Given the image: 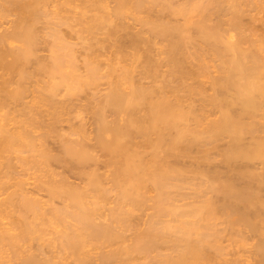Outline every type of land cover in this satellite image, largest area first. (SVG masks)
<instances>
[{
    "label": "bare ground",
    "instance_id": "bare-ground-1",
    "mask_svg": "<svg viewBox=\"0 0 264 264\" xmlns=\"http://www.w3.org/2000/svg\"><path fill=\"white\" fill-rule=\"evenodd\" d=\"M106 1L0 0V21L16 16L0 32V187L14 186L0 201V264H245L252 238V263L264 264V203L251 188H264V0ZM126 20L140 30L121 52ZM101 80L108 89L92 109L74 103ZM222 141L230 171L252 164L232 175L247 188L205 174ZM14 160L22 179L40 173L31 191L19 178L7 188ZM110 194L117 205L102 222ZM145 206L152 214L136 229Z\"/></svg>",
    "mask_w": 264,
    "mask_h": 264
},
{
    "label": "rangeland",
    "instance_id": "rangeland-1",
    "mask_svg": "<svg viewBox=\"0 0 264 264\" xmlns=\"http://www.w3.org/2000/svg\"><path fill=\"white\" fill-rule=\"evenodd\" d=\"M107 1H108L110 4H109ZM107 1H106V3L109 4V5H107V6H108V7H107L108 10L110 9L109 7H111V9H112V8H113L112 5L115 6L114 3H112V1H110V0H107ZM50 9H51V11H54L52 8H50ZM111 9H110V10H111ZM63 14H65V13H63ZM127 14L129 15V13H127ZM65 15H66V14H65ZM65 15H64V16H65ZM128 15H127V16H128ZM7 16H9V17H7ZM7 16H5V17L2 19L3 21H0V22H1V27H0L1 29H0V32H1V31H4L5 29L8 30V29H9V26L12 25V22L15 21L14 19H16V18H15V17H16L15 15L12 16V15L10 14V15H7ZM61 16H63L62 13H61ZM67 16H68V15H67ZM67 16H65V17H67ZM6 17H7V18H6ZM125 17H126V16H125ZM42 19H43L44 21L46 20V21L48 22V23H47V22L45 21V23L48 24L47 27L51 26L50 28H58V30H59L60 28L63 29V32H62L61 29H60L59 31H60V33H61L62 36H63V35L66 36V37H64V38H68V39H67L68 42H70V43H74V42H75V40L70 39V37H69V36H71V37L74 38V37H75L74 34H73V33H70V32H69L70 34L67 33L68 30H64L65 27H59L60 25L57 26V23L53 22L54 20H52V19H48V18H47V19H46V18H42ZM5 20H6V21H5ZM51 20H52V22H51ZM41 21H42V20H41ZM44 21H43V22H44ZM55 21H56V20H55ZM130 21H131V20H128V21L126 20V21H125V23L127 22L129 25H128L127 23H126V25L123 24V25H125V26H127V25H128V26H127V27L122 26L123 32H119V34L117 35V37H118L117 40H119V42H120V43H118L117 45L119 46V48H120V46H121V48H122L123 50H128V49H127L128 47L130 48L131 45H129V43H130L129 41L132 42V39H131V38H132L133 34L136 32V29L138 28V29L140 30V28H139L138 26H136V28H135V27H134L135 25H133V22H132V21L130 22ZM52 23H53V24H52ZM130 23H131V24H130ZM13 24H14V23H13ZM42 24H43V23H42ZM42 24H41V22H40L39 25H42ZM44 25H45V29H43V26H44ZM44 25L38 27V28H39V31L42 30V31L38 32V33L40 34L39 37H40V36L43 37V36L45 35V33H44L43 30L46 31V28H47V27H46V24H44ZM53 26H54V27H53ZM132 26H133V27H132ZM41 27H42V28H41ZM128 27H129V28H128ZM7 28H8V29H7ZM125 28H127L128 30L125 29ZM132 28H133V29H132ZM134 28H135V29H134ZM65 29H66V28H65ZM9 30H10V29H9ZM125 30H126V32H125ZM37 31H38V30H37ZM47 31L49 32V29H48V28H47ZM65 31H66V32H65ZM137 31H138V30H137ZM64 32H65L67 35H66ZM131 32H132L133 34H132ZM121 33H122V35H121ZM124 33H125L126 35H125ZM258 33H259V32H258ZM46 34H47V32H46ZM123 34H124V35H123ZM119 35H120V36H119ZM42 37H40V38H42ZM46 37L48 38V36H46ZM130 37H131V38H130ZM40 38H39V42H40V43H39V45H38V48H39V49H38V53H37V55H38L39 57H41V56L43 55V53H44L45 56L43 55V56H44L43 58H46L45 60H47V58L49 57V56H48L49 51H48V52L46 51L47 48H45V47H46L47 45L44 47V44H43V43H45V42H43V41H45L47 38H45V40L40 39ZM43 38H44V37H43ZM129 38H130L131 40H130ZM42 40H43V41H42ZM47 40L50 41V38H48ZM47 40H46V41H47ZM122 40H123V41H122ZM124 40H125V41H124ZM126 40H127V41H126ZM233 40H234V39H233ZM7 41H9L10 43H13V44H11L10 46H11V48H15L16 50H17V48H19V47L21 46V43H19L18 41H17V42H18L19 44L15 43L16 40L13 41L12 39H8ZM123 42H124V43L127 42V43H126V44H123ZM10 43H9V44H10ZM46 43L48 44V41H47ZM130 44H131V43H130ZM14 45H15V46H14ZM16 46H17V47H16ZM121 48H120V51L123 52V51L121 50ZM125 48H126V49H125ZM15 49H14V50H15ZM40 49H41V50H40ZM43 50H44V51H43ZM110 50H111V52L114 51L113 48H110ZM42 52H43V53H42ZM39 53H40V54H39ZM47 53H48V54H47ZM41 54H42V55H41ZM46 56H48V57H46ZM81 56H82V55H81ZM104 56H105V58H106L107 54L105 53ZM41 58H42V57H41ZM78 58H79V60H80V56H79ZM81 59H82V57H81ZM8 60H11V59L8 58ZM43 60H44V59H43ZM103 60H104V59H103ZM47 61H48V60H47ZM47 61H46V62H47ZM43 62H44V61H43ZM77 63H78V64H76V65L78 66V69L81 67V68L79 69V71L74 72V70H72V69H70V70L73 71L74 74L76 73V76L78 77V75H84V72H83V70H82L83 65H81V64H82V60L78 61V59H77ZM68 70H69V69H68ZM70 70H69V71H70ZM71 71H70V72H71ZM81 71H82V72H81ZM70 72H69V73H70ZM71 73H72V72H71ZM78 73H79V74H78ZM211 73H212L211 75L215 74V73H213V72H211ZM74 74H73V75H74ZM39 75H40V74L37 75V77H36L37 79H36L35 81L38 82L39 78L41 77V79H43V81L46 82V79H45L44 77H42V75H41V76H39ZM74 76H75V75H74ZM214 76H215V75H214ZM41 79L39 80V82H41ZM204 81H205V79H204ZM204 81H203V82H204ZM45 82H43V83H45ZM98 82H100V81H98ZM41 83H42V82H41ZM43 83H42V84H43ZM101 85H102L103 87H102ZM40 86H41V85H40ZM96 86H97V87H96ZM98 86H99V87H98ZM104 86H105V87H104ZM107 86H108V85H106V81H105V80H101V82H100L99 84H95V86H92V88L88 90L90 93L87 91V92L84 93V95H83V94L81 95L82 98H79V100H78L79 103H78L77 101H75L74 103H75L76 105L78 104V106H80V105H79L80 103H83V106L85 107L86 110H87V109H88V110H89V109H92V107L95 106V105L97 104V102H98L100 99L103 98L102 96H104V94H105L104 91H106V89H108ZM205 86H206V85H205ZM94 87H95V88H94ZM206 87H207V86H206ZM104 88H106V89L104 90ZM96 89H97V91H96ZM90 90H91V91H90ZM92 90H94V91L92 92ZM62 91H63V90H62ZM91 92H92V93H91ZM95 92H96V93H95ZM65 93H66V92H65V90H64V91H63V94H62V93H60V94H61L62 96H64ZM88 93H89V94H88ZM94 93H95V96H96V97H95V96H92V95H94ZM102 94H103V95H102ZM99 95H100V96H99ZM101 95H102V96H101ZM98 97H100V99H99ZM97 98H98V99H97ZM92 99H93V100H92ZM29 100H30V98H28V100L26 99V101H29ZM80 100H81V101H80ZM88 102H89V103H88ZM81 106H82V104H81ZM81 106H80V107H81ZM83 106H82V107H83ZM88 110H87V111H88ZM87 111L84 112V114L80 115L81 118H82V116H83L82 119H87V118H88L87 115H86V113H88ZM82 113H83V112H82ZM212 114H213V113H212ZM213 115L217 116L216 114H213ZM213 115H209V116L207 117L208 120H209V118L212 119V120L215 119L216 117H212ZM86 117H87V118H86ZM120 119H121V118H120ZM87 120H88V119H87ZM87 120H83L84 123H85ZM109 121H111V118H109ZM117 122H118V120L116 121V123H117ZM72 123H74V124H73L74 126L72 127V129H73L74 127H75V129H76V128H79V127H77V125L79 126V124H80L78 121L76 122L77 125H76L75 122H72ZM119 123L122 124V122H121L120 120H119L118 124H119ZM88 124H89V123L87 122V125H85L86 127H84L85 129H88V128H87V127L89 126ZM67 125H68V124L63 123L62 126L66 129V128H67ZM80 127H81V126H80ZM89 127H90V126H89ZM88 130H89V129H88ZM66 131H68V130H66ZM75 138H76V137H72L71 139H75ZM222 142H224V143L222 144ZM222 142H220V143H218V144L216 145L217 147H216V149L214 148V150L212 151V153L210 152V153H211V158H212V159H211V162H210V165H207V166H204V165H203V166L205 167V169H206V170H205V171H206L205 174H206V175H211V176H209V177L212 178V179H213V176H216V178H217L218 180H220V181H222L221 179H223V181H224L225 178H226V180H227V179H230V180L233 179L232 181H234L235 186H236V184L239 186V187L237 186L238 188H240V187H241V188H245V187L247 188V186H248L249 184L246 183V182H247L246 180H245L246 182H244V180H243V181H242V180H238L237 177L232 176V175L235 174L234 172H235L236 167L240 166V170H242V169L245 170V168H246V169H248V168L250 169V168L252 167V166H251L252 164H249L248 162H246V163H248V165H247L245 162H243L244 164L241 163L242 165H239V164H238V166H237V165H236L235 167L233 166L232 171H230L231 169L229 170V168H227V166H226L224 163H222V160H221V156H220V155H221L222 153H221L219 150L223 151L222 148L224 149V148L227 146V144H226L227 141H226V142H225V141H222ZM246 142H248V140H247ZM221 145L224 146V147H222ZM225 145H226V146H225ZM218 149H219V150H218ZM192 151H194V150H192ZM195 151H196V156H195V152H193L194 155H191V157L194 156V157H192L193 160H194V163H193V164L196 163V162H195V161H196L195 159L197 158V154L199 153V152H197L198 150L195 149ZM53 155H54V152H53ZM198 155H200V154H198ZM218 156H219V157H218ZM198 157H200V156H198ZM197 159H198V158H197ZM191 161H192V159L190 160V163H191ZM12 163H13L14 169H11L10 172H12V174H13V172H15V174H13V175H16V174H18V173H21V174H22V172L20 171L21 168H20L19 164L16 162V160H14V162L12 161ZM16 163H17V164H16ZM245 164H246V165H245ZM192 166H193V165H192ZM225 166H226V167H225ZM194 167H196V164H195ZM196 168H197V167H196ZM196 168H195V169H196ZM202 168H203V167H202ZM202 168L200 167V168H198V169L200 170V169H202ZM0 169H1V170H0V180H1V178H2L1 176H3V178H2L1 181H4V180H3V179H5L4 175L8 174V173H9V170L7 169L8 172L6 173V171H5L6 168L4 169V168L2 167V168H0ZM2 169H3V172H2L3 174H4V171H5V174H4V175H1V174H2V173H1ZM190 169H191L192 171L194 170V168L192 169V167H190ZM198 169H197V170H198ZM203 169H204V168H203ZM203 169H202V170H203ZM226 170H227V171H226ZM228 170H229V171H228ZM238 170H239V167L237 168L236 172H237ZM58 171H59V170H58ZM207 171H211V173L209 172V174H207V173H208ZM221 171H222V172H221ZM223 171H224L225 173H224ZM233 171H234V172H233ZM242 171H243V170H242ZM32 172H34V171L31 170L30 173H29V172H25L26 174L29 173V175H26L25 173H23V174H25V175H23V179H24V180L26 179L27 181H26V180H25V181L28 183V184L26 183V184H27V187H26V185H25V189L30 190V191H31V187H32V185L35 184L34 181L37 179V178H35V177H37L36 175L38 174V176H40V175H39L40 173H35V172H34L35 174H33V176H32V175H31ZM220 172H221V173H220ZM213 173H214V175H213ZM217 173H218L219 175H218ZM233 173H234V174H233ZM215 174H216V175H215ZM220 174H221V175H220ZM229 174H230V175H229ZM10 175H11V173H10ZM34 175H35V177H34ZM212 175H213V176H212ZM224 175H225V177H224ZM30 176H31L32 178H31ZM33 177H34V178H33ZM218 177H219V178H218ZM10 178H12V176H11ZM17 178L23 180V179H22V176L19 177L18 175H16V176L13 177L12 179H10V180H12V181H10L9 183H8V180H7V183H8V185L6 184V185H7V188H8V187H11L12 184L14 185V182L17 180ZM216 178H215V179H216ZM13 179H15V180H13ZM70 179H71V178H70ZM73 180H75V179L73 178V179L69 180L70 183L73 182V183H71L72 185H74V181H73ZM218 180H217V181H218ZM76 181H77V180H75V182H76ZM215 181H216V180H215ZM217 181H216V182H217ZM235 181H236V182H235ZM237 181H238V182H237ZM218 182H219V181H218ZM15 183H16V182H15ZM76 183H79V181H77ZM76 183H75V186L77 185ZM249 183H250V182H249ZM79 184H80V183H79ZM246 184H247V186H246ZM30 185H31V186H30ZM240 185H241V186H240ZM253 185H254V184H253ZM253 185H252V187H251V185H250V187L253 188V190H256L257 195L259 196V198H258L259 201H260V202L263 201V203H264V188H262V186H261L260 189H259V188L256 189L255 187H253ZM243 186H245V187H243ZM4 187H5V186H4ZM4 187H3V188H4ZM250 187H249V188H250ZM3 188L0 187V191H1V192H0V193H1V194H0V201H2V198H3V199L6 198L7 194H9L10 192L13 191L14 186H13L12 188H9V189L6 190V191H5V189H3ZM7 188H6V189H7ZM190 189L192 190V188H190ZM190 189H185V190H183V191H182V194H183V195H186V193H187V197H188V195H189L188 198H190V197L192 196V194H193V192H192L193 190L190 191ZM187 190H188V192H186ZM8 191H10V192H8ZM184 191H185V192H184ZM7 192H8V193H7ZM29 193H30L29 196H30L31 198H35V199L41 200V201H43V202L46 201V199H47V197H45L43 193H40V195H39V194H38V195H36V194H35V195H32L31 192H29ZM190 193H191V194H190ZM210 194L213 195L212 193H209V195H208V196L206 195V197H204V198H205V199H206L207 197L209 198V196H211ZM110 195H111V194H110ZM113 195H114V194H113ZM151 195H154V194H149V196H151ZM190 195H191V196H190ZM216 196H219V194H216ZM41 197H42V198H41ZM110 197H111V198H108V199L106 200V202H105V204H104V207H103V209H102V212H105V213L102 214V217H100V218H103V219H100L102 222H103V220H105L106 218L108 219V217H107L106 215H108L109 212H110V210H111L113 207H115L114 204L117 205L116 202H115L116 199H115L114 197H112V195H111ZM204 198H203V199H204ZM210 198H211V197H210ZM213 198L215 199V197H213ZM219 198H220V197H218V198H216V199H219ZM216 199H215V200H216ZM111 200H112V201H111ZM187 201H189V202H187ZM191 201H193V200H192V199H191V200H190V199H189V200L187 199V200H185V201L183 200L182 202H179L178 205H183L184 202L187 203V204H189ZM216 201H218V200H216ZM216 201H215V202H216ZM220 201H221V200H220ZM58 202H59V201H56V203L54 202V204H52V205H53V206H55V205L60 206V205H59L60 203H58ZM218 202H219V201H218ZM218 202H217V203H218ZM108 203H109V204H108ZM185 203H184V204H185ZM263 203H262V204H263ZM110 204H111V205H110ZM107 205H108L109 209H108ZM147 205L150 206V203H148ZM57 206H55V207H57ZM257 206H258V210H257L258 215H260V214H259V211H260L261 213H262V212L264 213V207H263V209H262V208L259 209V208H260L259 205H257ZM263 206H264V204H263ZM256 209H257V207H256ZM107 210H108V211H107ZM146 210H147V211H146ZM261 210H262V211H261ZM251 211H252V210H251ZM254 211H256V210L253 209V213L255 214ZM107 212H108V214H107ZM146 212H147V213H146ZM249 212H250V211H249ZM140 213H141V214H140ZM251 213H252V212H251ZM253 213H252V214H253ZM263 213H262V214H263ZM151 214H152V213H151V209H149V207L145 206V207H144V208H143V209H142V210L136 215V217H134V219H133V218L131 219V220H132V223H131V224H132V225H135L134 227L138 226V227H136V229L138 228V229L142 230V229H144L146 222H148L147 220H149V216H150ZM252 214H250V215H252ZM104 215H105V216H104ZM103 216H104V217H103ZM260 216H261V215H260ZM262 216H263V217H262ZM262 216H261V218L264 219V215H262ZM131 220H130V221H131ZM1 222H2V221H1ZM6 222H7L6 220H3L2 223L6 224ZM143 226H144V227H143ZM133 229H135V228H133ZM47 231L50 232V231H52V230H50V228H48ZM132 235H133V231H129V232H126V233L124 234V238H125L124 240H125V241L127 240V241H126L127 243L125 242L126 244H125L124 241H123V243H124L125 245L131 243V241H132L131 239H133V236H132ZM243 236L247 238L248 234H246V236H245V235H243ZM51 237H52V236H51ZM248 237H249V236H248ZM126 238H127V239H126ZM252 239H254V240H253V242H254V241H255V238H252ZM252 239H251L250 241H249V240H248V241L246 240L247 243L249 242V244H247V246L250 247V246H253L254 243H256V241L253 243V242H252ZM130 240H131V241H130ZM246 241H245V242H246ZM226 242H227V241H226ZM226 242L224 241V244H223V245H225ZM251 243H252V245H251ZM226 244L228 245L229 243L227 242ZM227 245H226V246H227ZM247 246L245 245V248H247V249H245V250H247V252H245V254H243L244 256L242 255L241 259L244 257L243 260L245 259V264H251L253 259L250 258V257H252V256L249 255V254H251V252H249V251H251V248H252V247H251V248L249 249V251H248V248H249V247H247ZM34 247H36V246H34ZM167 247H169V246H168V245H164V246H163V248H164L165 250H166ZM228 248H230V247H228ZM228 248H227V249H228ZM34 249H35V248H34ZM231 249H232V247H231ZM229 250H230V249H229ZM226 252H227V251H226ZM164 253H168V252H164ZM232 253H233V250L231 251L230 254L228 253L229 256H228V255L225 256L226 258H228L227 261H228V260L230 261V260H232V258H234V257H233V254H234V253H233V254H232ZM248 253H249V254H248ZM94 255H95V256H93V257H95V258L98 257L96 253H95ZM153 255H154V254H153ZM231 255H232V256H231ZM225 257H224V258H225ZM230 258H231V259H230ZM249 258H250V259H249ZM251 259H252V260H251ZM147 260L150 261V262H152V259H147ZM145 261H146V260H145ZM148 261H146V262H148ZM140 262H142V261H140ZM143 262H144V261H143ZM246 262H247V263H246ZM6 263H7V262H6ZM11 263H12V262H10V263H8V264H11ZM12 264H15V263H12ZM115 264H116V263H115ZM211 264H212V263H211ZM213 264H214V263H213ZM215 264H216V263H215ZM228 264H229V263H228ZM252 264H253V263H252Z\"/></svg>",
    "mask_w": 264,
    "mask_h": 264
}]
</instances>
